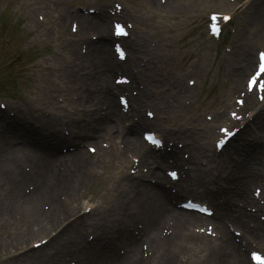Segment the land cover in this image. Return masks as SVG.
I'll return each mask as SVG.
<instances>
[{
	"label": "bare ground",
	"instance_id": "obj_1",
	"mask_svg": "<svg viewBox=\"0 0 264 264\" xmlns=\"http://www.w3.org/2000/svg\"><path fill=\"white\" fill-rule=\"evenodd\" d=\"M209 1L168 0L166 5H161L157 0H145V6L150 14L165 12L167 16L172 17L180 16L189 6L191 18H195L200 13L198 8L205 6ZM87 2L92 3L93 0H87ZM219 2H222V0H219ZM104 3H99L100 10L95 13V17L99 19L98 22L89 21L85 26L79 28L88 46L92 43L87 36L88 32H95L98 35L97 43L95 42L94 45L92 66H98L100 69L101 75L104 77L103 85L95 102L89 103V101H86L81 104L83 107L80 109L86 113L75 122L72 120L67 121V125L72 128L84 124L86 121L94 124L93 131L86 134L87 137L94 140L102 138V141L105 139L109 142V148L100 149L99 158L86 159L82 149L78 145L71 144L70 137L61 134L59 130L55 129L48 132L46 131L47 126L37 128L29 122L14 119L0 112V226L4 222H9L4 221L6 220V207L21 212L32 223L45 220L48 222L46 229L52 226L51 229L56 230V234L60 236L65 234L63 230L74 224H78L79 227L90 226L96 231L97 241L84 242L80 240L78 242V245L70 251L71 254L76 256L75 264H148L147 260L138 254V239L140 236L139 238L136 237L127 229L121 233L119 239L112 236V231L122 229L124 224L121 214L117 211L118 203L115 195L124 194L127 185L135 195L134 201L141 214L139 218L143 221L144 231L139 229L141 236H145L148 241H151L155 236L153 231L156 230L159 223L169 224L173 228L169 236L149 243L151 258L156 264H251L241 249L243 242L235 240L232 233L228 231L227 225L240 226L239 228L242 227L248 235L262 241L264 222L262 223L261 220L256 218V214L247 212L244 208L237 207L235 204L237 200L244 204L255 203V198L249 196L245 191L233 187L236 184V178L230 179L225 176L219 179L225 180V190L213 188L202 181L199 183L200 186H204L205 193L203 194L214 208V214L211 217L178 208L174 204L176 194L166 189L164 177L159 167L161 162H166V158L170 153L174 151L178 153V151H167L166 149L155 151L146 146L139 136V130L151 124L150 119L139 114L140 107L146 103L143 90H139V98L136 96L130 97L131 101L137 104L134 108L137 119L131 120L125 125L124 121L127 116L119 112V106L114 100V92L126 90L129 86L115 85L109 81L108 77L115 70H124V72H130L132 80L136 81L139 78L136 71L142 72L141 69L144 66H135L133 68L135 70H133L126 62L120 64L113 59L107 47L112 37L107 32L106 23L109 16L106 15L105 9H103ZM237 10L239 13L249 15L247 22H251V26L253 24L257 26V40L259 43H264V0H244ZM78 12L76 10L72 13L83 19V14ZM139 17L144 20L141 21V24L147 26L145 21H148L152 16L145 14ZM189 22V19L183 17L178 24L188 27ZM141 34V36H144L143 32ZM73 41H79V39L74 38ZM132 45L134 49H140L148 56V52L142 48L145 46V42L137 40ZM71 50L74 55L79 54L73 45ZM251 64V51L243 49L237 62L239 72H247ZM233 66L235 64L231 65V67ZM233 69L236 68L233 67ZM132 84L134 83L132 82ZM238 84V79L232 81L230 88L223 92L218 103H223L226 100L224 99L226 92L229 95L231 89L235 92L240 89V84ZM91 86L93 87V85ZM161 98L163 105L167 106L168 101L164 100L163 97ZM100 99H103V102L98 105ZM244 101V108L253 110L252 118L245 122V125L239 130L236 142L230 146L223 156H227L229 159H232V156H241L239 161L237 160L238 163L235 162L232 165L239 180L237 182H240L247 189L248 185L253 182L264 185V164L260 162L261 158L264 159V99L258 102L252 98V93H245ZM227 105L228 103H223V109ZM156 107L158 110L162 109L160 106ZM218 112L216 113L217 119L226 116L225 110ZM254 124L261 130L262 141L254 130L249 129ZM209 130L213 132L215 128L212 126ZM252 133L255 134L252 136L253 140L250 141L244 137V135ZM114 137L120 138V147L115 144ZM16 140L33 145L35 143H47L49 145L43 150L35 148L12 149L11 144ZM62 143L69 144L73 149L66 152V154H62L57 148ZM126 152H133L139 157V163L135 168L139 167L140 163H146L149 166V172L155 179L153 183L146 181L144 179L145 174L140 171H137L135 176L126 172L125 163L127 159L124 155ZM246 156H250L251 159H247ZM108 158L112 161L111 168L113 170L110 179L117 186L114 187L112 182L110 185L104 186V190H98L97 195H94V202L91 204L78 203L76 195L79 193L80 188L88 178L95 176V167L98 164L106 163ZM224 162L231 164L228 160ZM25 163L29 164L28 171L24 170ZM61 163H63V169L59 175L65 173V180L54 187L48 186L45 180L48 176L57 174L56 166ZM31 179H35V184L28 192H25V185ZM205 180L218 183V180L212 176H207ZM59 191L65 193L64 199L57 196ZM17 199L21 202H18ZM42 201H46L50 205L49 210L45 211L41 207ZM87 205L91 207L89 213L80 212V208L84 211ZM105 206L111 209V216L105 214ZM258 210L264 211V205L258 206ZM90 214L91 216L94 214L95 217L88 219ZM105 218H108L111 222L110 228L102 226ZM132 218L134 216L128 217V219ZM201 221H209L214 224L219 236L209 239L205 238L204 234L195 233L189 229L193 228L195 222ZM248 221L253 222L252 227L248 226ZM246 233L245 236H247ZM207 239L208 242H206ZM117 243H121L126 247V257L119 256L116 249ZM9 246H12V243H9ZM30 248L32 247L30 246ZM81 250L84 251V254L79 257L78 253ZM190 259H193V261Z\"/></svg>",
	"mask_w": 264,
	"mask_h": 264
},
{
	"label": "rangeland",
	"instance_id": "obj_2",
	"mask_svg": "<svg viewBox=\"0 0 264 264\" xmlns=\"http://www.w3.org/2000/svg\"><path fill=\"white\" fill-rule=\"evenodd\" d=\"M136 1L129 0L126 4L122 0L123 5L132 8L130 10H134ZM218 1L210 0L205 6L199 5L201 7L198 10L201 16L188 28L183 24H178L179 21L176 22L174 19L161 18V15L150 19V33L153 35L152 49L161 57L158 63V68L162 73L160 80L167 82L165 69L177 72L178 68L183 66L190 73L182 75L197 77L198 80L206 82V93L197 92L196 99L194 97L192 99L191 110L204 109V112H210L211 110L208 109L212 105L219 107L218 99L232 81L238 79L241 85H244L247 72L240 74L237 62L242 51L241 47L247 50L250 39H253L257 45L255 50L259 48V45L264 48V44L257 43L256 25L251 26V22H247L249 15L235 14L233 10L243 0H222L219 3ZM78 4H84V2L82 0H0V102H4L11 113L21 117H36L38 120L41 118L45 120L47 118L45 109H48L53 114L67 118L69 114L75 115L77 104L83 103L86 97L89 98L85 87L87 74L85 75L82 61L70 62L66 66L60 45L62 38L70 31L68 30L69 19L58 17L64 8H73ZM231 7L233 8L230 9ZM229 10L232 12V27L223 34L221 39H209L204 28L205 15L211 11ZM190 15L191 9L188 6L183 17H190ZM122 17L133 21L134 26L137 27L129 14L124 13ZM162 36L168 38L167 48L154 45L155 38H162ZM194 50L199 53L203 52L205 56L200 55L195 58L194 55L192 56ZM255 50L252 52L254 60ZM86 51V47L80 48L81 53H86ZM138 55L136 60L145 62L144 55L141 52ZM131 56L134 60L136 52L133 51ZM191 57L192 61H189ZM225 59L227 66L224 63ZM232 63H235L233 67L236 69L231 67ZM178 81L184 86H189L186 80ZM232 92L233 90L228 95L230 98L228 102H233L235 92ZM58 94L66 97L63 102H58V104L65 105L64 114H62L63 111H59L56 104L52 103L56 97L61 98ZM226 95L227 92L224 97ZM39 110L40 115L37 113ZM169 114L172 119L173 113ZM167 127L170 128L169 124ZM13 145L20 148L25 147L21 142L12 143ZM95 146L97 148V145ZM96 154L97 152L93 156ZM106 165L103 164L101 169H105ZM145 168L143 166L142 170ZM57 169V174L45 180L50 187L62 183L66 178L65 173L59 175L62 168ZM98 179L101 181L100 178L93 181L90 178L88 183L82 187L81 193L84 192V195L81 201L85 202L92 197L95 192V182ZM33 185V181L27 183L25 191ZM57 196L64 199L65 193L59 191ZM120 200L125 203L127 198H120ZM17 201L21 202L18 199ZM41 205L45 211L50 208L46 201H42ZM5 210L6 220L4 221L9 222H4V225L0 226V264H74L76 256L68 253V247L73 249L81 239L90 242L96 240L93 228L90 226L79 227L78 224H74L63 230L65 234L60 236L56 234V230L51 229L52 226L46 229L48 222L45 220L32 223L27 216L14 208L6 207ZM104 212L108 216L112 214L109 209H105ZM128 224L132 226L127 219L125 225ZM110 225L111 222L104 224L106 228ZM46 237L49 242L44 247L29 249L32 245L31 241L47 239ZM250 242L255 244L256 241L251 240ZM9 243H12V246H9ZM120 248L118 246V250ZM82 254H84L83 250L78 253L79 257ZM149 264H155L153 259Z\"/></svg>",
	"mask_w": 264,
	"mask_h": 264
},
{
	"label": "snow or ice",
	"instance_id": "obj_3",
	"mask_svg": "<svg viewBox=\"0 0 264 264\" xmlns=\"http://www.w3.org/2000/svg\"><path fill=\"white\" fill-rule=\"evenodd\" d=\"M116 7L120 8V5H116ZM216 15L217 14H215V13L213 14V19L216 18ZM224 19L227 20V19H229V17L224 16ZM114 28H115V34L117 36L127 35V33L125 32L124 27L121 24H119V23L115 24ZM73 30L74 31L76 30V26L75 25H73ZM116 50H117V53L121 56V58H124V52L122 51V49L120 48L119 45L116 46ZM259 57H260V63H259L258 70L251 77H249L248 80H247V85H248L250 90L253 89V85L257 81V77H259L261 75H264V52H260L259 53ZM190 83H191V81H190ZM261 88H264V84L261 85ZM122 100H123V98H122ZM240 102L242 103V101H240ZM147 115L149 117H151L153 115V113L149 112ZM235 115H236L235 113H232V116L235 117ZM220 132L226 134L225 138L231 137L233 135V132L229 131L228 129H224V128H221ZM145 138L147 140L151 141L153 144H157L158 145L160 143V141L159 140H155L152 135H147ZM223 143H224V140L217 141V145H220V144H223ZM168 175H170L173 178H176L177 173L173 171V172L168 173ZM252 256H253L254 259H257V260L260 259V257L255 252L252 253Z\"/></svg>",
	"mask_w": 264,
	"mask_h": 264
}]
</instances>
